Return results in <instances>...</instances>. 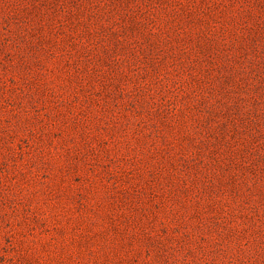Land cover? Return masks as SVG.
<instances>
[{"label": "rangeland", "instance_id": "1", "mask_svg": "<svg viewBox=\"0 0 264 264\" xmlns=\"http://www.w3.org/2000/svg\"><path fill=\"white\" fill-rule=\"evenodd\" d=\"M0 264H264V0H0Z\"/></svg>", "mask_w": 264, "mask_h": 264}]
</instances>
